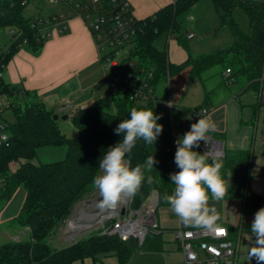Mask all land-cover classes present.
<instances>
[{"label":"trees","instance_id":"16d2710c","mask_svg":"<svg viewBox=\"0 0 264 264\" xmlns=\"http://www.w3.org/2000/svg\"><path fill=\"white\" fill-rule=\"evenodd\" d=\"M29 1L0 0V30L10 28V35L14 37L7 49L0 53V95L7 96L8 107L14 116L13 122L4 126L7 139L0 142V208L19 186L25 189L22 208L10 220L18 231L13 239L0 243V264H73L75 260L84 258L96 262L101 257H114L117 264H127L129 256L137 248L133 239L124 241L96 228L63 238L65 235L59 228L71 216L75 204L95 189L92 181L101 172L100 158L122 140V134L114 132L118 124L130 118L133 107L155 112L153 93L159 80L168 79L188 67L189 80H200L204 88L202 103L195 106L207 105L212 89L204 87L202 73L220 63L225 65V70H230V81L222 77L224 83L231 84L235 76L242 75L246 82L241 89H252L258 93L260 76L264 73V0H211L221 23L229 26L233 42L227 48L200 56L188 52L181 40L177 21V17L191 9L198 0H172L143 18H135V34L128 45V58L135 60L134 66L152 72L145 96L131 98L129 85L124 91L119 87L112 89L106 72L115 111L110 113L93 106L77 108L71 117L77 129L73 137L60 131L57 119L52 118L53 111L48 110L34 93L5 82L1 76L19 48L37 54L44 42L39 38L40 26L36 24L39 18L23 14V8ZM235 6L247 14L250 24L248 34L242 33L230 18ZM163 34L167 37L174 35L185 49L186 57L182 62H170L167 50L155 46V40ZM185 109L188 108H177L175 113ZM214 135L223 137L222 133L215 132ZM169 145L168 128H163L156 143L146 144L142 139L138 140L126 156L133 168L143 165L149 155H154L159 161L151 171L145 170L142 187L132 196V207H139L154 191L159 204L167 203L163 197L165 193L170 195L174 185L168 176L172 163V156L166 151ZM60 147H64L60 158L41 159L44 151L53 152ZM251 158L250 149H224L221 174L230 181L224 199H239L245 208L264 207V197L248 188ZM148 175L153 177L151 184L147 183ZM56 233L59 237L53 244ZM234 233L235 229L231 228V234ZM159 237L155 234L146 236L141 245L156 247L160 244Z\"/></svg>","mask_w":264,"mask_h":264},{"label":"crops","instance_id":"0c3cea01","mask_svg":"<svg viewBox=\"0 0 264 264\" xmlns=\"http://www.w3.org/2000/svg\"><path fill=\"white\" fill-rule=\"evenodd\" d=\"M126 1L129 3L131 15L138 19L153 13L156 9L172 0ZM198 2L191 7V11L197 8ZM202 4L206 8V4ZM188 11L189 15L187 17L192 19L193 16L190 9ZM192 12L194 13V10ZM64 26V30L60 32L56 29L51 30V34L44 40L37 54H32L24 48H19L2 70L1 76L5 82L21 90L34 93L36 98L51 111L57 109L61 101L70 100L72 103V99L74 100L72 106H75V108L97 107L95 106L97 97L100 98L101 94L111 95L109 93L108 79L100 62L91 33L85 21L80 17H69L64 22ZM194 28L196 29L197 27L194 26ZM189 33L192 32L190 30L187 31L185 39L191 41L195 34L193 33V36L188 38L187 35ZM170 43L179 51V54H177L176 59H169L168 57V60L172 63L182 62L186 57L185 49L183 47V49H180V44L176 40H172ZM166 50L168 56L170 49L166 48ZM186 68L189 70L188 67ZM216 86L210 88L212 91L210 102L207 106L213 108L208 115H211L217 124V131L215 132L223 134L222 139L220 138L223 141V148L226 150L250 149L253 158L257 107H259L257 99L255 103L247 100L245 102L248 103L239 104V94H237L238 96H230L225 92L220 94L221 92ZM242 91L245 90L241 89L240 92ZM169 98L168 101H170ZM175 107L191 108L180 105ZM257 153L259 154V159L254 160L251 158L249 171L254 174L248 181V188L264 197V165H262L264 163V152L259 148ZM211 202H214L211 204L216 207L220 216L217 224L223 225L229 230V236L236 245V263L239 258L240 247H245L243 259L249 261L248 249L252 240H255L254 236L251 240V223L257 210L245 209L239 199H223L219 202ZM179 224L183 227L191 226L182 224L180 218L174 227ZM231 228L235 229L233 235L231 234ZM170 234L164 240L160 236V244L156 245V247L147 248L162 249L163 242L172 239ZM174 248L180 252L177 244ZM115 261L114 257H103L102 259L100 258L99 262L102 264H117V261ZM251 261L256 260L253 258ZM92 263L97 264L93 260Z\"/></svg>","mask_w":264,"mask_h":264},{"label":"built area","instance_id":"2783aa9c","mask_svg":"<svg viewBox=\"0 0 264 264\" xmlns=\"http://www.w3.org/2000/svg\"><path fill=\"white\" fill-rule=\"evenodd\" d=\"M51 1L66 3L70 7L67 17L76 16L85 21L105 74L107 72L109 86L112 89L119 87L124 91L129 85L131 98L145 96L152 72L143 67L134 66L135 60L128 58L129 56H119V50L126 48L135 34V18L131 15L129 3L126 0H92L90 5L80 6L73 0ZM91 16L93 17L90 18ZM63 19V15L39 18L36 22L40 26L39 38L45 40L51 34L52 26H55L59 32L63 31L65 28ZM192 36L193 33L187 35L188 38ZM103 49L108 51L102 54ZM223 77L230 81L229 69L223 72ZM256 95L258 106L264 107V73L260 76L259 91ZM0 98L8 104L9 100L6 95H0ZM167 107L170 145L166 151L172 156V163L168 169L170 177V174L179 171L174 163L177 138L182 137L190 130L191 124L197 122V113L204 110L206 114H209L210 107L199 105L180 110L178 114L175 113L177 108L170 101H167ZM57 109L64 112L73 110L74 107L70 100H66ZM2 128L0 126V130ZM6 139L7 134L0 132V142ZM194 150L200 153L206 152L210 159L217 154L220 157L224 155L223 141L213 132L209 133L207 143L200 142L199 147ZM174 188L175 185L170 195ZM131 199L132 196H124L116 206L103 209L98 207L99 199L98 202L89 205H92L90 211L82 209L83 213L90 216L87 221L79 220L73 211L59 231L67 235L93 227L100 229L101 233L116 235L124 241L133 239L140 247L147 234L160 235L162 232L155 214L158 207V196L155 191L152 192L147 200L137 208L131 206ZM62 228L65 229L64 232L61 231ZM171 232L182 254V264H236L237 248L229 236V230L223 225H219V229L215 231H210L195 226L183 227L179 224Z\"/></svg>","mask_w":264,"mask_h":264},{"label":"rangeland","instance_id":"374dc122","mask_svg":"<svg viewBox=\"0 0 264 264\" xmlns=\"http://www.w3.org/2000/svg\"><path fill=\"white\" fill-rule=\"evenodd\" d=\"M73 1L75 4H79L80 6L85 4L90 5V3L92 2V0ZM198 1L197 2L199 4L197 8L193 9L194 13L192 12L193 10L191 11L192 8L190 9L191 15L193 16L192 19H189L187 17L189 15V11H186L177 17V21L180 25V34H182L181 40L185 43L188 52L193 56H200L215 51L217 49H224L229 47L233 42V37L229 26L224 23H221L220 18L216 13L211 0ZM202 3L206 4V8L203 6ZM69 10L70 7L66 3L53 2L51 0H30L27 4H25L23 8V14L27 17L32 16L34 18H47L53 15H63V22H66L69 18L67 17V13L69 12ZM92 17L93 16H91L90 18ZM230 18L234 21L237 28L242 33H249V20L247 14L242 8H240L239 6H235L230 12ZM194 26H196L197 28L195 29ZM51 28L52 30L56 29L55 26H52ZM189 30L195 34L191 41L185 39V35ZM13 39L14 37L10 35V28H4L0 30V53L7 49L8 45L10 44V42L13 41ZM172 40H176L174 35H172L171 37H167L165 34H163L155 40L154 44L159 49H170V53H168L169 59H176L177 54H179V51L176 50V48L170 43V41ZM180 47V49H183L182 45H180ZM107 51V49H103L101 53L104 54ZM119 56H129L128 46L119 50ZM224 66V64L219 63L203 71L202 79L204 82V87L206 89H210L212 86L217 85L216 88H219L218 90L221 92L220 94H222L223 92L227 93L230 96L239 94V104L243 102L248 103L245 102L247 100H250V102L255 103L257 95L254 90L247 89L245 91L240 92L241 87L246 82V79L242 75L235 76V81L231 82V84H226L223 82L222 73L225 70ZM232 68L236 69L235 66H232ZM102 73L104 74L103 71ZM168 97H170L169 100L173 106L180 105L193 107L196 104L202 103L203 87L200 80L188 79L187 68H183L179 72L170 76L168 79H161L155 84L153 93L154 109L155 113L161 117L160 120H158L157 122L159 124H162L164 129L168 128L169 122V111L167 107ZM95 100H97L95 106H97L98 108H101L102 110H105L110 113L115 111L112 98L108 94H101L100 98L97 97ZM72 101V103H74L73 99ZM64 102L65 100L61 101L57 108ZM212 108L213 107H210V111H212ZM76 109L77 108H75L74 106L73 110H67L64 112H60L58 109L53 110V114H56L58 116L57 123L60 131L69 137H73L77 134V129L71 121V117L75 113ZM257 109L258 110L256 118V128L254 134L255 150L254 156L252 158L254 160L260 158L259 154L257 153V150L259 148L262 150V152H264V107H257ZM62 115H67V119H62ZM13 120L14 116L12 110L8 107L7 102L1 101L0 98V126L3 127L0 132L7 134V131L4 129V126L8 123L13 122ZM58 149L59 150L57 151L53 150V152L47 153L44 151L43 154L40 155L41 159L49 161L60 158L64 153V147H60ZM220 158L222 159V157ZM262 165H264V163H262ZM253 174L254 173L249 171L248 181L251 179ZM24 199L25 189L21 185L15 190V192L12 194L11 198L6 202V204H4L3 207L0 208V243L13 239L12 236L17 233L18 230H16V228L10 224V220L17 216V214L20 212ZM99 199H101L99 192L95 188L92 192L85 195L80 201L75 204L73 208V211H75V216L81 221H87L90 216L88 214L83 213L82 209H84V211H86L85 209L90 211L92 209V205H89L98 202ZM210 203L214 202L210 201ZM259 208L261 207H246L245 209L258 210ZM155 214L159 226L162 229V232L160 234L161 238L164 240V238H166V236L171 233L170 235H172V239L165 240L166 242H163L162 249L160 250L147 248L146 246L142 245L139 247L138 245H136L137 248L129 256L127 264H182V255L178 250L174 248L176 247V244L174 242V237L171 232V228L175 226V224L179 220V217L171 210V207L168 203H158V207L156 209ZM182 224L184 223L182 222ZM90 229L95 228L92 227ZM61 231L64 232L65 229L62 228ZM76 234L78 233L75 232L67 234L63 238H71L73 236H77ZM149 235L151 234H147V236ZM58 237V233L53 236V244L56 243V239H58ZM57 244L60 245V243ZM167 250L171 251L168 252ZM244 252L245 247H240L239 258L236 264H257V261L244 260ZM102 258L103 257H101V259ZM99 261V259L96 261L97 264H102ZM74 264L93 263L91 258H84L82 260H76Z\"/></svg>","mask_w":264,"mask_h":264},{"label":"clouds","instance_id":"9594fccd","mask_svg":"<svg viewBox=\"0 0 264 264\" xmlns=\"http://www.w3.org/2000/svg\"><path fill=\"white\" fill-rule=\"evenodd\" d=\"M198 120L192 123L182 137L176 140L174 163L179 171L170 174L175 185L171 195L165 193L163 199L171 210L186 224L206 230L219 229V213L210 201H222L228 192L230 181L223 178V162L219 154L211 158L195 151L200 142H208L209 133L217 131V124L204 110L197 113ZM160 116L150 109L130 110V118L122 120L114 129L122 134V140L111 146L100 158L101 174L93 178V186L98 190V207H114L124 196H134L145 180V170L151 171L159 163L154 155H149L143 165L130 167L126 156L136 146L138 140L146 144L156 143L163 131V125L157 121ZM147 183H153V177L147 176ZM255 240H252V237ZM251 246L248 258L257 264H264V207L259 208L251 223Z\"/></svg>","mask_w":264,"mask_h":264},{"label":"water","instance_id":"95a60500","mask_svg":"<svg viewBox=\"0 0 264 264\" xmlns=\"http://www.w3.org/2000/svg\"><path fill=\"white\" fill-rule=\"evenodd\" d=\"M52 118H53L54 120H56V119L58 118V116H57L56 114H53V115H52ZM61 118H62V119H67V115H62ZM135 244H136V242H135Z\"/></svg>","mask_w":264,"mask_h":264}]
</instances>
